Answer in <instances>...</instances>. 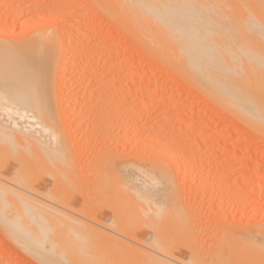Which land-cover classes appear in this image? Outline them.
Segmentation results:
<instances>
[{"label":"rangeland","instance_id":"1","mask_svg":"<svg viewBox=\"0 0 264 264\" xmlns=\"http://www.w3.org/2000/svg\"><path fill=\"white\" fill-rule=\"evenodd\" d=\"M102 1L104 0H0V42L14 44L21 38H31L43 31L48 32V36L58 43V65L62 62L60 64L66 74L61 83L57 81L56 74H52L56 81L53 82L51 78L54 89L50 96L53 102L56 101L55 104L59 102L54 106L59 113L58 116L56 114V130L63 131L62 134L65 133L67 138L58 137L60 141L63 139V148H60V141L54 140L58 141L56 148L64 150V153L69 151L65 154L69 157H66L57 150L65 158L60 155L61 158L58 157L59 160L54 165H62L61 167H54L52 164L54 168H38L39 165L35 162V167H23L26 170L22 173L26 172V176L18 172L20 170L17 171L16 166H4L2 161L8 156H0V165L4 166L0 168V175L9 178L6 180L0 177V181L5 183L0 182V187L2 184L3 187L11 188L9 190L14 189L16 193L30 195H26L30 198L27 200L29 206L23 202L18 203L21 197L15 193L17 201H10L9 197L5 200V196L12 197L13 194L8 188L1 187L0 195L3 194L4 201L0 196V264H264V239L259 235L264 232V127L249 122L252 124L250 125L246 120L242 122V117L235 116L239 112L232 109L236 108L234 103L233 107L226 105L231 110L226 106L221 107L219 99L214 101L217 97L211 98L196 83L193 84L189 77L178 71L188 80L184 79L180 73L175 72L173 66L174 69L171 68L164 56L150 50L151 47H146L148 45L142 40L133 37L131 32L126 31L125 24L123 27V24L119 25L121 21L116 23L117 19H112L111 14L106 12L108 10H105V3ZM217 1H214L216 6L213 7L216 10L221 5V0ZM234 1L238 3L239 0ZM249 1L245 0L253 3V0ZM255 1L263 2L264 6L263 0ZM223 2L227 5L229 3L227 0H222V4ZM225 4L227 11L237 10L228 8L235 4ZM251 8H244L245 13L249 9L251 13H255L253 5ZM241 12L242 9L238 14ZM238 14L236 13L237 16ZM248 15L251 14L248 13L247 17ZM246 64L250 66L253 63ZM257 75L260 77V72ZM257 78L256 84H259ZM261 79L264 80V76ZM58 84L60 87H57ZM234 85H231L232 88ZM55 87L56 91H53ZM262 88L264 93V86ZM244 109L246 112L250 111L249 107ZM59 116L64 117L59 119ZM254 125L259 126L254 128ZM60 132L58 133L61 134ZM65 160L67 162H63ZM111 161L114 162L112 169L117 168V164L118 168L125 164L127 166L113 172L110 169ZM68 163H73L72 166L75 164L76 167ZM98 164L103 166L98 169ZM234 168H237L236 173H232ZM105 172L110 174L106 176L117 179L115 184L109 177L105 182ZM17 175L21 176L22 182L19 183H23L20 186L17 184L20 181ZM101 177L104 183H98ZM38 178L41 183L32 181ZM14 180H17L16 184H13ZM25 180L28 185L23 182ZM141 181L151 187V191L146 192L153 197V200L148 197L152 200L150 202L145 197L147 195L140 197L146 198L142 199L146 203L136 198L139 204H147L148 213L152 210L154 225L151 223L149 227L142 223L151 220L137 219L136 210L142 204L139 206L129 191L135 185L138 189L141 186L143 190H140L144 195L145 188L140 185ZM24 184L26 188H23ZM118 186L125 189L120 188L124 194L117 190ZM30 187L37 188V191L32 192ZM110 188L111 193L107 191ZM112 193L116 196L110 195ZM155 195L157 199L154 198ZM31 196L37 198V202ZM147 201L151 203V207L152 202H156L160 209L157 204H154L155 209L149 208ZM68 204L72 205L73 211ZM80 207L82 209L79 210ZM82 210L85 215L77 212ZM157 213L160 214L157 218L161 221L158 224H163L164 227L155 224ZM113 216L116 218L113 219ZM126 216H132L135 220H129ZM183 220L185 225L181 226L179 223H183ZM114 221L117 224L123 222L120 225L114 223L121 227V232L120 228L114 231L111 227L110 223ZM139 224V228L150 229L147 231L151 240L144 243L153 249L141 244L139 235V238L134 236L138 234L134 230L139 229ZM161 228L165 230V235L164 231L161 235H155L158 231L154 229ZM145 229L142 231H146ZM154 232L156 233L153 235ZM162 235L164 237L160 238ZM155 238L156 243L166 241L167 246H161L165 249L159 248L160 244H153L155 241L152 240ZM254 239L260 242L259 247L263 251L258 246H253L256 243ZM248 240L254 244L248 245L249 248L246 249L248 246L244 245L249 244ZM169 254L174 255L177 260L168 256ZM83 260L87 262L84 263Z\"/></svg>","mask_w":264,"mask_h":264},{"label":"bare ground","instance_id":"2","mask_svg":"<svg viewBox=\"0 0 264 264\" xmlns=\"http://www.w3.org/2000/svg\"><path fill=\"white\" fill-rule=\"evenodd\" d=\"M201 1L202 0H104V1H102V3H105V5L103 4V6L105 7V10H108L106 12L110 13L111 16L113 17V18L112 17L111 18L114 20H116V19L119 20L118 22L116 20L115 21L116 23H119L121 21L122 23L119 25L121 26L123 24L122 25V27H123L125 24L124 27H127V30L125 28L124 29L126 31L131 32L133 37H135L136 39L142 40V42H144L146 45H148L146 47H148V48L151 47V48H149L150 50L151 49L153 51L155 50L158 54L162 55V57L164 56V58L167 60L166 62L170 63L171 68H173V67L175 68V72L180 71L181 73H183L184 76L189 77L191 79L192 83L194 82L193 84L196 83L195 85H197L201 89V91H203V92L205 91L206 94L208 93L207 95L211 96V98L217 97L216 99H214V101L219 99L218 102L220 101L219 102L220 105L222 104L221 107L226 106V105L227 106L230 105V107L231 106L233 107L232 103H234L236 108H232V109L237 110L239 112V114L235 115L236 113L234 112L235 114H233V115H235L236 117L239 116L240 118L242 117L243 118V121L241 120L242 122H244L246 120V122L248 121V123L249 122L256 123V124H259L260 126L264 127V98L262 97V96H264L263 95L264 93L262 92V89H263L262 86H264V84H263L264 80L261 79L264 76V74H263L264 73V64H263L264 63L263 62L264 61V6H262L263 2L258 3V1L256 2L255 0H253V1L250 0L253 3H248V2H245V0H242V1H244L243 3H248V4H243V3H241L242 2L241 0H239L238 3H237V1H234V0H231L233 2L227 0V3L229 2V3H233L236 5V6L233 5L234 7H232V8L230 6L228 7V8H230V10L235 9V8L237 9V10L235 9L237 12L233 10L232 11L233 13H232L231 11L229 12V10L227 11V9H226L227 7L224 6V4H225L224 2H223L224 4H222V0H221V2L218 0L219 4L221 3V5H222V6L220 5V8H218V10H216L217 9L216 7H215L216 9L213 8L214 5L216 4V2H214V1H216V0H214V1L212 0L214 5H212L211 4L212 1H209V0L207 2H205L206 0H203L205 4L202 3L203 1L202 2ZM247 1H249V0H247ZM260 1H262V0H260ZM234 2H236V3H234ZM229 3H228V5H229ZM239 3L242 5L240 6ZM255 4H257V5L259 4V5L257 6ZM225 5H227V4H225ZM245 5H249V7H247ZM250 5L251 6L253 5L255 13L250 12L251 11L250 9H252ZM254 5H255V7H254ZM243 7L246 9L250 8L249 11L247 10L246 13L247 14L249 13L251 15H248V17H247V14L245 13L246 9H244ZM225 9H226L225 13L222 14V12ZM241 9H242V12L240 14H238V12H240ZM234 12H236L238 14V16ZM242 13L244 16L241 15ZM232 14H234V15H232ZM252 14H253V16H252ZM249 16H251V17H249ZM83 22H84V20H83ZM81 32H83V31L81 30ZM48 35H49L48 32L40 31V33H38L36 36L31 37V38H21L17 42H15L14 44H4V43L0 42V156L3 157V155H5L4 158L6 156H8L9 158L6 157V160L4 159L2 161L3 165L6 167H12V168L16 166L17 171L19 169L20 171H18V172H20V173H22L23 170H26V168L23 169V167H25V166H28V168L30 166L35 167V164H34L35 162H36V165H39L38 168H41L42 166H52L53 167L54 163L57 160H59L58 157L59 158L63 157V159H64L65 158L64 156H66L65 154L69 152V151H66L64 153V150L63 151L60 150V148H63L62 142H61V141H63V139L60 141V139L58 137L63 138L66 136H64L65 133L62 134L63 131L60 132V131L56 130V127H57L56 125L58 124L56 114L58 116L59 113H57V110L54 108L56 107V104L59 102H57L55 104L54 102H56V101L53 102V99L50 96V94L52 92L51 90L54 89V87H53L54 85H52V83L54 81H56L55 77H54V79L52 78V74H53V76H54V74H56V76L58 78L57 81L61 83L63 77L66 74L65 73L66 71H64V69L62 68L63 65L60 64L62 62H60L58 65V61H59L58 60V58H59L58 57V49H57L58 43L54 40V38H51ZM232 43L233 44L235 43L236 46L235 45L233 46ZM154 54H155V52H154ZM160 59H161V57H160ZM248 62H249V64L250 63L251 64L253 63V64L249 66L248 64H246ZM261 64H263V65H261ZM95 65H97V64H95ZM64 66H65V64H64ZM91 66H93V65H91ZM110 69H108V70H110ZM91 72H94V71H91ZM180 72H178V73H180ZM259 72H260L259 76L261 78L258 77V75H257V74H259ZM181 73H180V75L184 79H187V77H184ZM135 74H136V72H135ZM100 75L102 76V74H100ZM255 75L259 78V82H258L259 84H256L257 83V80H256L257 77L255 78ZM139 76H142V75L140 74ZM51 78L53 79V82L51 81L52 80ZM261 80H263V81H261ZM260 82L261 83L263 82L262 85H260ZM55 83H57V82H55ZM134 83H135V81H134ZM235 83H236V86L234 85ZM73 85H75V84H73ZM231 85H234L233 86L234 88H232ZM57 87H60V85L58 84ZM72 88H74V87H72ZM53 91H56V87H55V90H53ZM103 93H101V94H103ZM53 94H55V93H53ZM99 97H100V95H99ZM54 100H56V99H54ZM116 100H118V99H116ZM218 102H216V103L219 104ZM59 105L61 106V104H59ZM244 105L247 108L249 107L251 112L250 111L246 112V110L244 109L245 107H243ZM71 107H73V106H71ZM230 107H227V109H229ZM93 108H95V107H93ZM239 109H241V110H239ZM249 109H247V110H249ZM229 110H231V109H229ZM55 111H56V113H55ZM113 116H114V114H113ZM63 117L59 116V119L60 118L63 119ZM102 117H103V115H102ZM59 119H58V121H59ZM70 119H73V118H70ZM102 121H105V120H102ZM97 125H99V124H97ZM250 125H252V124H250ZM256 126L254 125L253 127L255 128ZM258 126H257V128H258ZM79 128H81V127H79ZM256 131H257V129H256ZM262 131H264V130H262ZM58 132H60L61 134H59ZM61 135H63V136H61ZM208 135H209V132L206 133V136H208ZM54 139L60 141V143H61L60 148H56V142H58V141L55 142ZM72 139H74V138H72ZM60 143H57V144H60ZM66 143H67V141H66ZM66 145L68 146V143ZM66 145L64 144L63 146L67 147ZM58 149H59V152L64 153V154L62 153L64 156H62V154H60L61 155V157H60L59 152L57 151ZM170 151H172V150H170ZM173 151H175L174 148H173ZM107 154H105V155H107ZM10 156L12 157V159H10ZM66 157H69V156H66ZM107 157H109V156H107ZM66 160L63 162L68 161V160L67 161ZM108 161H109V158H108ZM99 162H100V160H99ZM103 162L105 165V161H103ZM112 162L113 161H111V164H110L111 166L114 163V162L113 163ZM31 163L34 165H30ZM0 164H1V162H0ZM72 164L71 165L69 164V165L72 166ZM117 165L119 166V164H117ZM117 165H115V166H117ZM4 166L0 165V168H2ZM55 166H58V164H55L54 167ZM63 166L65 167L66 165H63ZM74 166H75V164L72 167H74ZM99 166H101V165L98 164V169H100L103 165L100 168H99ZM118 166L115 169H112V168H114V166H112L110 169L113 170V172H118L119 170L125 169L126 168L125 166H127V165L125 164V166L123 165V167L121 166L119 168H118ZM66 167H69V166H66ZM93 167L97 168L96 166H93ZM236 169L237 168L232 169V173H234L236 171ZM66 170H70V169H66ZM2 171H4V170L2 169ZM12 171L14 172L13 169H12ZM104 171H110V170H104ZM4 172H1V173H4ZM8 172H9V170H8ZM101 172H102V170H101ZM15 174H17V173L15 172ZM22 174L24 176H26L25 175L26 172H25V174H24V172ZM27 174L30 175L28 172H27ZM107 174L108 173L105 172V176L103 177L105 182H106V178L109 177V176H106ZM23 175H22V177H23ZM28 175H27V177H28ZM108 175H110V174H108ZM19 176L17 178H20L19 179L20 181L16 180L18 186L23 184V183H21V184L19 183V182H22L21 176L20 177ZM0 177L5 178L6 180L9 179L6 176H2V175H0ZM116 177H118V176L116 175ZM15 178L16 177H14V179ZM103 178L101 177V180L99 179L98 183H100L101 181H103V183H104V180H102ZM27 179L28 178H26V180ZM29 179H30V176H29ZM40 179H43V178H40ZM53 179L51 178L52 181H54ZM26 180L23 182H26V184H27ZM33 180H34V182L37 180L38 181V182L36 181L37 184L41 183V182H39V178L38 179H32V181ZM110 180H114L115 182L113 184H115L117 179L115 180V178L113 179L111 176ZM16 181L14 180L15 183H13V184H16ZM41 181H43V180H41ZM58 181L63 182L62 180L61 181L58 180ZM34 182H32V184ZM109 182L110 181H108V183ZM1 183L5 184L3 182H1ZM55 183H57V181H55ZM108 183H105V184L107 185ZM2 184H1V187H3ZM26 184H24L25 187H23V188H26ZM43 184H45V182ZM43 184H41L42 187H44ZM105 184H104V186H105ZM140 185H142V187L145 188V194L144 195L142 194L143 192L141 190H143V189L141 188ZM140 185L139 186H140L141 190H140V188L138 189V187L136 185L134 186V188L131 187L129 190L133 200L135 202H137L138 200L139 201L141 200L140 202H145L142 199H146V198H140V197H144L145 195H147V196H145V197H147V200H149V202L152 201L153 200V197L151 198L152 194L149 193L150 196H148L149 195L148 192L151 191V187L146 185L143 181H141ZM37 186L38 185H36V187ZM97 186H99V185H97ZM119 186H121V184ZM119 186L117 188V190L119 189L118 191H120V188H122ZM1 187H0V190H2ZM3 188L7 189L8 187L5 186ZM107 188H108V186H107ZM9 189H11V188H8V190ZM36 189H34L33 187H30L31 191L32 190L34 191ZM126 189L128 190L129 188L127 187ZM12 190H9L10 193L11 192H12V194L15 193L16 196L21 197V200H20L21 202L18 200L19 201L18 203L23 202L24 204H26V205L28 204L27 206H29V203H28L29 201L27 202V200H30V198L27 197L29 194H26L27 196L25 194H20L18 192H17L18 193L17 194L16 191H14V189H12ZM110 190H111V188L109 190L107 189V191H110ZM121 190H125V189L122 188ZM102 191H104V190H102ZM146 191H148V192H146ZM170 191H171V189H170ZM21 192H23V191H21ZM38 192L41 193L39 190H38ZM97 192H98V190H97ZM104 192H106V191H104ZM172 192L174 193V190ZM0 193H1V191H0ZM110 193H111V191H110ZM115 193L117 194V192H115ZM115 193H112L110 195L113 196ZM120 193L124 194L123 191L122 192L120 191ZM164 193H166V192H163V194ZM168 193H170V192H168ZM35 194H36V192H35ZM116 194L114 196H116ZM2 195L3 194H1L0 196H2ZM13 196H14V194H13ZM13 196L12 197L9 195L5 196V200L9 197L8 198L9 200L11 199V200L15 201L17 198H15L16 196H14V197ZM40 196H42V195H40ZM22 197L25 199L27 197L29 199L25 200ZM44 197L46 198V196H44ZM148 197L151 198L152 200H150ZM31 198H32V200L37 199V198L35 199L33 196H31ZM136 198H139V199L137 200ZM154 198L157 199V196L155 195ZM1 199H3V201H4L3 196L1 197ZM54 199H56V198H54ZM120 199H122V198H120ZM56 201H57V199H56ZM139 201H138V204H139ZM36 202H37V200H36ZM59 202L60 201H58V203ZM149 202L147 201L149 208H150L151 203H149ZM145 203H143V204H145ZM37 204H39V202ZM60 204H64V203L60 202ZM138 204H136V205H138ZM141 204L142 203H140L139 206ZM143 204H142V206H145L144 208L142 206H140V207L137 206L138 208L136 210V217L139 220L140 219L141 220H144V219L145 220H151L150 222L149 221L148 222L143 221V222H146L145 224L142 223V225L149 227L150 225H152L151 223L154 222L153 217L151 215L152 210H149V213H150L149 214L147 212L148 210L146 208L147 204H145V205H143ZM154 204H157V203L156 202L154 203V201L152 202V205H153L152 207H154V209H155ZM64 205H67V204H64ZM68 205H70V204H68ZM161 205H163V204H161ZM71 206L72 205H70V207ZM158 206H160V205L157 204V208L160 209V207H158ZM65 207H67V206H65ZM157 208H156V210H157ZM70 209L73 211L72 207ZM80 209H82V207H80L79 210ZM77 212L85 215V212H83V210L81 212L80 211H77ZM157 214L158 215L155 214L156 215L155 216V224H157L159 226L160 224H158V223L161 221L157 217H159L160 214L159 213H157ZM153 216H154V214H153ZM126 217H129V220H130V218L135 220V218H133L132 216L131 217L126 216ZM115 218L116 217H114L113 219H115ZM117 218H118V216H117ZM92 219H94V218H92ZM104 219H107V218H104ZM78 220L79 219H77L76 221L78 222ZM97 221H98V219H97ZM116 221H117V219H116ZM181 222H183V223H179L181 226H182V224L185 225L184 220ZM114 223H115V221L113 223L112 222L110 223V225H112L111 227L113 228V230L116 231V228H117V231H118V228H120V232H121V230H122L121 227L115 226L117 223H115V225H114ZM82 224H85V223L82 222ZM120 224H123V222L122 223L119 222L117 225H120ZM86 225L88 227L90 226L88 224H86ZM125 225H123V226H125ZM131 225H133V224H131ZM131 225H130V227H133ZM153 225H154V223H153ZM102 226H104V225H102ZM139 226H140V224L137 225L138 228H139ZM160 226L164 227L163 224ZM167 226H165V227H167ZM178 226H175V227L177 228ZM81 228H82V226H81ZM92 228L93 227H91V229ZM133 228L136 229V227H133ZM143 229H145V227ZM143 229L140 227L138 230L137 229L134 230V233H136V234L138 233L137 235H134V234H130V235L124 234V235H129V236L134 235V236H137V238L141 237V240H140L141 244L151 248L152 246L150 247L149 245H147V243H144L149 238H151V236L149 237V235H148V231L150 229H145L146 231H142ZM157 229H160V227H157ZM162 229L163 228H161V230H155L154 229V231H156V232L158 231V233L160 231V233L158 234V233L154 232L152 234L154 235L156 233L155 235L158 236V235H161L162 232L164 231L163 234L165 235V230H162ZM85 230H88V229L85 228ZM81 231H83V229ZM124 231H127V230L125 229ZM83 232H86V231H83ZM138 235H139V237H138ZM259 235L262 237V239H264V232L262 234H259ZM259 235H257V237ZM260 236H259V238H260ZM162 237H164V236L162 235L160 238H162ZM257 237H254V238H257ZM149 240H151V239H149ZM163 240H165V239H163ZM114 241H116V240H114ZM140 241H137V242L140 243ZM153 241H155V242H153ZM158 241H159V239H158ZM152 242H153V244H155L157 242V239L155 238L154 240H152ZM248 242H249V244H247V245L245 244L244 247H247L250 244L251 245L254 244V243L252 244L251 241H249V240H248ZM150 244H152V243H150ZM156 244H158V245L160 244L159 248L165 249L161 246L162 245L165 246L166 241L162 242V243L159 242ZM259 244H260V242L256 241V243L253 246H258V248L260 249L261 247H259ZM263 245H262V248H264ZM260 246H261V244H260ZM156 247H157V245H156ZM135 248H136V246H135ZM167 248L168 247H166V249ZM248 248H249V246L246 249H248ZM151 249H153V248H151ZM157 250H159V249H157ZM260 250L263 251V249H260ZM172 251L176 252L175 250H172ZM261 251H259V252H261ZM259 252H257V253H259ZM176 253H178V252H176ZM168 256H171V258L175 259L174 255H172V254H169ZM81 260H82V258H81ZM175 260H177V258ZM178 261H180V260H178ZM86 262L84 261V263H86Z\"/></svg>","mask_w":264,"mask_h":264}]
</instances>
